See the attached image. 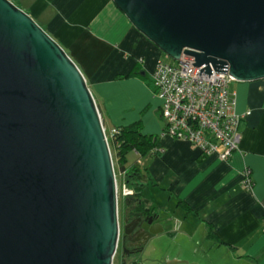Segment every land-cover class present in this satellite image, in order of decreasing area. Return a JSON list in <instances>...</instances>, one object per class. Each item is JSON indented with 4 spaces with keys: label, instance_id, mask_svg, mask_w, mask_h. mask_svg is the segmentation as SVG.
<instances>
[{
    "label": "water",
    "instance_id": "water-1",
    "mask_svg": "<svg viewBox=\"0 0 264 264\" xmlns=\"http://www.w3.org/2000/svg\"><path fill=\"white\" fill-rule=\"evenodd\" d=\"M113 2L173 61L264 79V0ZM142 228L144 243L163 232L161 213ZM120 233L112 150L84 73L30 13L0 0V264H114Z\"/></svg>",
    "mask_w": 264,
    "mask_h": 264
},
{
    "label": "crops",
    "instance_id": "crops-1",
    "mask_svg": "<svg viewBox=\"0 0 264 264\" xmlns=\"http://www.w3.org/2000/svg\"><path fill=\"white\" fill-rule=\"evenodd\" d=\"M12 1H21L20 6L35 19L48 8L55 12L41 25L68 46L72 58L80 60L78 66L104 125L112 130L141 120L144 133L160 136L161 155L149 153L136 162L148 168L157 182L151 186L153 200L145 195L150 205L162 213L167 199L163 212H169L170 206L181 223L178 229L161 219L165 230L199 235L233 264H264V79L230 84L237 110L251 111L239 125V149L228 160L218 153L203 156L191 143L166 133L161 101L153 90V72L157 62L165 60L164 53L113 0ZM136 67L138 74L120 77ZM246 170L252 180L250 188L244 181ZM211 228L213 236L209 237ZM182 258L204 264L196 258Z\"/></svg>",
    "mask_w": 264,
    "mask_h": 264
},
{
    "label": "built area",
    "instance_id": "built-area-1",
    "mask_svg": "<svg viewBox=\"0 0 264 264\" xmlns=\"http://www.w3.org/2000/svg\"><path fill=\"white\" fill-rule=\"evenodd\" d=\"M183 56L175 64L159 60L153 72L154 93L161 101V114L167 122L166 133L198 148L203 156L218 153L226 160L239 149L240 122L250 110H237L236 93L230 91L235 79L228 73L205 72ZM252 186L249 171L244 174ZM127 185V184H126ZM124 187H126L124 185ZM125 194H133L125 188Z\"/></svg>",
    "mask_w": 264,
    "mask_h": 264
},
{
    "label": "rangeland",
    "instance_id": "rangeland-1",
    "mask_svg": "<svg viewBox=\"0 0 264 264\" xmlns=\"http://www.w3.org/2000/svg\"><path fill=\"white\" fill-rule=\"evenodd\" d=\"M33 0H24V2H30ZM20 2V3H19ZM16 2L14 1L15 4L18 6L21 5V1ZM21 7V6H20ZM22 8V7H21ZM55 12L48 8L42 14L40 17L36 18L35 20L41 25L44 26V19H49L50 16H52ZM42 26V27H43ZM44 28V27H43ZM50 35H52L55 39H57L53 34L48 32ZM66 52L68 54H71L70 49L68 46H66L64 43H60ZM73 56V55H72ZM165 60L172 62L173 60L170 59L167 55H165ZM74 61L76 62L77 65H81V62L79 59L73 56ZM106 128V135L108 138L111 135V126L108 124L104 125ZM129 164L136 162L138 155H134L133 152L129 153ZM114 160V158H113ZM228 160V159H226ZM115 164V171H116V180H117V186H118V204H119V222H120V227H121V235L124 233L123 231V226H124V221H125V213H124V203L126 200L127 195L125 194V188H129V190H132L128 185H126V180H125V175L120 171V169L117 166L116 161L114 160ZM124 185L126 187H124ZM151 186L149 187L146 186V189L144 191L145 195L149 197V199L152 201L153 198L150 196L151 195ZM150 204V202H149ZM167 208V199L164 202V208ZM169 212H163L162 211V216L161 219L165 223H170L173 226H178V229L182 228L181 223H178L176 221V216L173 213V211L169 208ZM172 217V219L170 217ZM165 220H164V219ZM163 224V223H162ZM168 225V224H167ZM169 226V225H168ZM164 228V231L161 232L160 234L152 236L146 243H144L143 248L141 251L132 253V254H126L122 251V244L121 240L118 244V249L116 252V255L114 257V264H130L132 261H139L141 264H165L168 260L178 258V259H183L182 257H189V258H196L199 259L202 263L204 264H209L211 262L214 263H219V264H233V262H230V259L227 258L226 254L223 252H217L215 253V250L213 244L211 242L208 243H203V239L199 235L190 236L188 234H185L181 231L177 232L175 235L174 233H169L167 232ZM184 260H188L185 259ZM190 261V260H189Z\"/></svg>",
    "mask_w": 264,
    "mask_h": 264
},
{
    "label": "trees",
    "instance_id": "trees-1",
    "mask_svg": "<svg viewBox=\"0 0 264 264\" xmlns=\"http://www.w3.org/2000/svg\"><path fill=\"white\" fill-rule=\"evenodd\" d=\"M169 63L175 64L176 62L172 61ZM135 74H138V67L134 68L129 74L120 77H129ZM108 140L113 158L120 171L125 175V183L133 189V194L128 195L124 203L125 217L131 215L136 210L146 208L152 212H156L157 210L149 204L144 189L150 184L154 186L157 185V182L152 177L148 168L139 165L137 162L129 164L128 156L129 153L133 151H136L139 157H144L149 153H153L156 156L161 155L162 145L160 136L157 134L144 133L142 122L139 120L127 125L114 127L111 130V135ZM179 203L189 208L183 200H180ZM209 234V237L213 236L212 228ZM130 264L141 263L135 260Z\"/></svg>",
    "mask_w": 264,
    "mask_h": 264
},
{
    "label": "flooded vegetation",
    "instance_id": "flooded-vegetation-1",
    "mask_svg": "<svg viewBox=\"0 0 264 264\" xmlns=\"http://www.w3.org/2000/svg\"><path fill=\"white\" fill-rule=\"evenodd\" d=\"M152 214L153 212L146 208V209L136 210L131 215L125 217L124 225L125 223H128L138 217H140L141 220L138 222V225L135 227V229L131 233L125 234L124 232L122 233V235L120 233L119 242L121 240L123 252H124V248H126L130 252L134 251L135 253L142 250L143 245H144V242L142 241H143L144 236L147 233V230L142 228V225H143V222H145L146 217ZM123 231H124V228H123Z\"/></svg>",
    "mask_w": 264,
    "mask_h": 264
}]
</instances>
